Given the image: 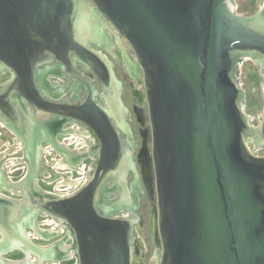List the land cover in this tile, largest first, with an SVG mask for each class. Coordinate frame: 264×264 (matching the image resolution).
<instances>
[{
  "label": "water",
  "instance_id": "water-1",
  "mask_svg": "<svg viewBox=\"0 0 264 264\" xmlns=\"http://www.w3.org/2000/svg\"><path fill=\"white\" fill-rule=\"evenodd\" d=\"M95 10L141 69L156 194L151 223L160 243L150 264H264V154L252 152L264 144V95L254 130L234 76L241 57L264 60V0L250 15L237 14L230 0H0V61L16 74L6 95L17 90L38 112L81 119L101 144L81 188L38 207L65 221L76 264H133V221L111 215L120 205L103 201L108 179L128 197L126 168L136 170L110 117L116 103L124 111L120 86L110 63L88 45ZM90 54L116 83V103L108 85L101 106L91 93L84 105H55L39 93L40 66L57 59L82 81L72 71L73 59L96 70ZM27 125L31 137L35 123ZM25 212L0 202V246L12 240ZM16 242L42 252L21 237Z\"/></svg>",
  "mask_w": 264,
  "mask_h": 264
},
{
  "label": "flooded vegetation",
  "instance_id": "flooded-vegetation-1",
  "mask_svg": "<svg viewBox=\"0 0 264 264\" xmlns=\"http://www.w3.org/2000/svg\"><path fill=\"white\" fill-rule=\"evenodd\" d=\"M96 13L97 24L96 28L92 30L94 40L91 39L88 45L99 51L110 63L113 77L120 86L119 97L124 111L120 110L119 103H117L115 105L116 115L114 118L110 117L119 133L124 151L130 157L136 170L135 175L130 165L126 168L128 197H125L120 184L111 187L113 181L108 179L107 196L103 198V201L110 199L112 202L105 201V204L117 203L120 205H114L117 210L110 212L111 215H120L132 219V245L138 254L137 248L139 247L135 242L136 239L142 238L139 234L141 231L138 230L143 222L141 214L144 210L141 197L145 196L149 206H151V199H153L155 191L148 108L143 95L141 69L134 60L131 48L125 51L118 39L116 29L97 11ZM124 41L128 46L127 41ZM51 55L56 57L54 54ZM90 56L92 57L91 54ZM92 60L95 61L96 70L80 58L73 59L72 71L81 77L82 81L73 77L67 70V66L57 59L40 66L35 75L39 93L55 105H84L91 93V98L101 106L100 100L104 103V90L108 85L109 89L106 91L109 92L108 95L113 100L116 83H113L109 78L108 71L100 60L95 57H92ZM117 65L123 71V76L128 78L127 90L122 78L117 76ZM15 77V72L0 61V202L23 206L27 212L19 217V220H16V223L20 224L15 226L16 229L13 231L14 235L9 244L5 247L0 246V264H50L46 260L51 259L52 254L55 253L58 255L56 256L57 264H62L68 256L59 254L57 250L52 251L53 249L49 246L38 245L42 252L38 253L40 261L37 262L35 252L30 247L25 249L13 247L11 242L15 241V244L17 243L16 239L21 237L25 242L36 245L32 240L47 238L46 234L44 237L34 236L36 232L34 224L43 220L56 221V219H62L43 213L38 207L39 204L48 199L63 198L81 188L86 177L97 163L101 144L96 133L81 119L66 113L38 112L17 90L7 96L5 91ZM125 96H129L132 100L131 106H127ZM131 115L132 118H130ZM29 121L35 123L31 137L28 136L27 132ZM83 141H85L84 144H82ZM19 151H22V154L18 156ZM11 160L17 161L12 164ZM60 160L65 162V167L59 168L57 164ZM22 161L23 164H20ZM85 169L87 170L86 176H84ZM44 170L47 171V174L41 175ZM49 176L50 178H48ZM67 178L69 180L77 179V183L69 187L68 183L64 181ZM56 184H58L57 187ZM151 210L155 212L151 206L150 216ZM43 216L51 218L42 219ZM63 222L65 224V221ZM65 226L68 230L66 224ZM27 229L32 231H27ZM150 232L152 240L156 244L158 242L157 235L155 237L151 222ZM2 238L3 234L0 232V240ZM157 256L156 251L151 260H157ZM136 263L142 264L141 256L133 257V264Z\"/></svg>",
  "mask_w": 264,
  "mask_h": 264
},
{
  "label": "rangeland",
  "instance_id": "rangeland-1",
  "mask_svg": "<svg viewBox=\"0 0 264 264\" xmlns=\"http://www.w3.org/2000/svg\"><path fill=\"white\" fill-rule=\"evenodd\" d=\"M260 1L261 0H230V3L237 14L250 15L253 14L258 9ZM241 58L242 59L236 62L234 76L236 78L237 83L240 85V87L244 90L245 93V102L243 104V109L245 114L249 118V124L253 127L254 130H258L261 123V117L263 114L262 98L264 95V60H258L249 56H243ZM116 73L119 78H122L124 86L127 90L128 78L123 76V71L119 68V65L116 66ZM124 99L127 106L132 105V100L130 99L129 96H125ZM113 101L116 103L115 97ZM130 118H132V115L130 116ZM247 138L250 140V137ZM252 152L255 155L264 154V144L258 143L253 145ZM17 154L18 156L21 155L22 151H19ZM56 159L59 158L56 157ZM86 163L88 164L87 161ZM20 164H23V162H21ZM86 172L87 170L84 172V176H86L87 174ZM45 174H47L46 170H44L41 173V175H45ZM87 178L88 176L86 177V179ZM141 199H142L141 202L144 204V210H142V214L140 213L143 218V222L141 228L139 227L138 231H141L139 232V234L142 238L136 239L135 243L136 245H138L137 247H139L137 248L139 252L137 254V251L133 248V257L135 258L141 256L142 264H149L150 260L153 258V255L155 254L156 251L158 255L160 254V243H159L158 233L157 231H155V237L157 235V240H158V242L155 244L154 241L152 240V235L150 232V222L152 221V214H153V211L151 210L152 212L150 216V207L152 206V208H154L156 211L155 191L153 194V199H151V203H152L151 206H149V202L147 201L145 196L141 197ZM105 201L108 203L112 202V200L110 199H106ZM46 218H51V217L43 216L42 219H46ZM56 220L57 222L53 220H49L52 221L51 223H46L45 222L46 220H43L40 223L36 222L34 226H37L39 230H43L44 234L45 232H47L51 236L47 237L46 239L42 238L32 241L36 245L49 246L53 249L52 251L57 250V252L59 254H62L63 256L67 255L68 256L67 259L63 260L62 264H76L75 244L73 242L72 234L69 228L67 230L62 220H58V219ZM27 231H32V230L27 229ZM37 236L39 237V235H36V237ZM14 242L15 241H12L11 243H13L14 245ZM15 244H17L18 247L21 246L20 243H15ZM52 256L56 258V256L58 255L55 253L52 254ZM136 264H140V263H136Z\"/></svg>",
  "mask_w": 264,
  "mask_h": 264
},
{
  "label": "bare ground",
  "instance_id": "bare-ground-1",
  "mask_svg": "<svg viewBox=\"0 0 264 264\" xmlns=\"http://www.w3.org/2000/svg\"><path fill=\"white\" fill-rule=\"evenodd\" d=\"M232 7V6H231ZM232 9H233V7H232ZM83 27V26H82ZM82 30V32L84 33L85 32V29L84 28H82L81 29ZM81 35H82V33H81ZM242 59V58H241ZM77 131V130H76ZM82 131V130H81ZM75 132V131H74ZM29 136V135H28ZM78 138V137H77ZM76 138V139H77ZM80 138V137H79ZM70 140V139H69ZM74 140V139H73ZM78 141V140H77ZM77 141H75V142H77ZM18 142V141H17ZM80 142H81V140H80ZM85 143V141H83L82 142V144H84ZM92 143V142H91ZM18 146V145H17ZM86 146V145H85ZM16 147V146H15ZM19 149V148H18ZM6 153V152H5ZM71 157V156H70ZM17 160H11V163L12 164H14L15 162H16ZM23 162V161H22ZM57 162V161H56ZM76 162V161H75ZM55 163V162H54ZM58 166H59V168H63V167H65V162H62L61 160L60 161H58V164H57ZM56 167V166H55ZM54 167V168H55ZM67 168V167H66ZM71 169V168H70ZM41 171V170H40ZM69 172V171H68ZM90 173V172H89ZM88 176H89V174H88ZM48 178H50V176L48 177ZM62 179V178H61ZM87 180V179H86ZM64 181H66L67 183H68V185H69V187H71V186H74V184L75 183H77V179L76 180H69V178H67L66 180H64ZM58 183V182H57ZM63 184V183H62ZM58 186V184H56V187ZM65 188V187H64ZM54 189H56V188H54ZM63 190V189H62ZM66 190V189H65ZM58 191V190H57ZM57 194V193H56ZM104 209H106V207H103ZM52 221H49V220H47L46 221V223H51ZM56 222H57V220H56ZM34 228H36L35 229V231L37 232L38 231V233H34V236H36V235H39V236H41V237H44V233L42 232V230H39L38 229V227L37 226H34ZM62 228V227H61ZM27 234V233H26ZM45 234L47 235V237H49V236H51L50 234H48L47 232H45ZM15 246H17L18 247V245L17 244H14L13 245V247H15ZM63 253V252H62ZM65 253V252H64ZM76 254V253H75ZM76 256V255H75ZM35 259H36V261L38 262V261H40L39 260V257H38V255L37 254H35ZM32 260V259H31ZM46 262L47 263H50V264H57L58 263V261L56 260V258L55 257H51V259H49V260H46ZM46 264V263H45Z\"/></svg>",
  "mask_w": 264,
  "mask_h": 264
}]
</instances>
